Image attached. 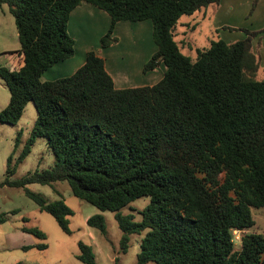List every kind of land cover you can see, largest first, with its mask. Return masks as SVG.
Returning <instances> with one entry per match:
<instances>
[{
	"label": "trees",
	"instance_id": "obj_1",
	"mask_svg": "<svg viewBox=\"0 0 264 264\" xmlns=\"http://www.w3.org/2000/svg\"><path fill=\"white\" fill-rule=\"evenodd\" d=\"M83 2L110 16L101 48L118 41L116 23L149 20L156 50L143 72L163 63L161 79L117 88L104 60L90 51L73 74L42 81L48 68L73 56L67 24ZM219 2L0 0L14 18L21 59L16 69L0 67L10 93L0 123H17L30 101L37 112L23 149L7 159L0 188L24 189L70 234L67 217L73 212L64 200L48 202L27 188L66 182L75 197L114 212L122 252L132 235H142L135 264H264V233L243 232L254 225L251 208H264V78H257L260 56L253 49L264 27L244 29L246 36L231 43L216 35L208 47L196 49L194 59L174 38L182 16ZM37 137L46 139L55 162L11 179ZM142 196L149 202L140 211L141 220L121 213ZM4 221L2 214L0 224ZM87 224L106 232L100 213ZM23 230L45 238L36 227ZM234 230L242 232L239 249ZM78 246V260L96 264L91 247L82 241Z\"/></svg>",
	"mask_w": 264,
	"mask_h": 264
},
{
	"label": "rangeland",
	"instance_id": "obj_2",
	"mask_svg": "<svg viewBox=\"0 0 264 264\" xmlns=\"http://www.w3.org/2000/svg\"><path fill=\"white\" fill-rule=\"evenodd\" d=\"M261 1L257 0L256 5L252 9L254 0H224V3H227L224 5L225 12L221 17H217L218 19H215L212 15V11L216 7L214 5H210L193 15L182 16L179 20L180 24L178 23L175 28L177 33L185 32L186 30V35L183 36L185 39L183 42L185 43L184 46L179 43L181 51L190 58L195 57V48L205 44L204 39L209 36V33H206V25L208 26L209 24L208 16L210 14L212 20L220 22L222 26L236 28L232 32L229 30L227 32L221 28L222 26L216 31L213 30V32H216L219 36L222 35L226 40L229 38L233 42L239 40L242 34L240 31L244 29L250 31L259 30L264 26V16L262 19L260 18V15L264 12V0ZM203 11L206 12L205 18L201 15ZM201 16L200 30L195 31L197 35L189 31L185 27L186 25H182L185 22L192 25L193 18ZM258 18L260 21H258ZM192 37L197 39V43L193 42ZM179 39H182V37L177 35L175 40L179 42ZM19 49L20 43L14 18L9 13L8 6L3 4L0 7V67L18 68L21 62L17 52ZM253 49L260 56V69L257 78L262 79L264 78V34H258L254 37ZM105 58L109 59L108 62L112 64L114 60L112 51L109 54H105ZM160 65L164 68L162 63ZM160 71L157 66L153 72L151 71L153 73L152 77H156ZM9 97V90L0 78V109L7 106ZM36 117L37 112L34 102L30 101L17 123H0V182H3L6 178L5 170L8 157L13 155L16 158L19 155L31 134ZM54 162L55 156L47 146L46 139L37 137L31 146L29 154L17 166L11 179L20 178L35 170L48 169ZM27 188L38 193L48 202L58 199L64 200L73 212L72 215L67 217L71 233L64 232L52 215L41 211L38 205L25 195L24 189L4 185L0 188V215L3 214L5 217V221L0 224V264H84L77 258L80 252L79 241L91 247L95 254L96 264H116V258H118L117 264H135L142 235H132L126 252H122L119 244L122 231L114 218L113 211H100L90 203L75 197L66 182H55L52 186L30 184L27 185ZM148 202L149 197L142 196L121 208L120 211L123 214L131 213L134 216V220L139 221L142 218L140 211ZM97 213L103 216L106 226L105 234L87 224V219ZM251 213L254 225L243 232L264 233V208H251ZM24 227L38 228L44 233L45 238L42 239L24 231ZM241 234L242 232L240 231L234 233L235 249L240 247ZM17 244L25 245L27 248L20 247L15 249L10 247ZM39 244H45L46 248H38ZM147 264L153 263L149 262Z\"/></svg>",
	"mask_w": 264,
	"mask_h": 264
},
{
	"label": "crops",
	"instance_id": "obj_3",
	"mask_svg": "<svg viewBox=\"0 0 264 264\" xmlns=\"http://www.w3.org/2000/svg\"><path fill=\"white\" fill-rule=\"evenodd\" d=\"M226 4L227 3H224V0H220L218 5H214L216 7H214L213 9L212 15L215 19L217 17H221V15L224 14V5ZM201 15L205 18L206 12L203 11ZM202 16L193 18L192 25L186 24L187 22L182 25H186L185 27L189 31H192L195 35H197L195 31L200 30L199 28L201 26L200 23H202ZM263 16L264 12L262 13V15H260V18L262 19ZM208 21L209 24L208 26L206 25V33H209V36L204 39L205 44L195 49H202L208 47L211 39L215 38L217 35V33L213 32V30L216 31L222 26L220 22H215L212 20L211 14L208 16ZM258 21H260L259 18ZM110 22V16L107 12L90 3L83 2L82 4L75 7L70 13L67 24V31L69 35L74 39V54L72 57L63 61H59L50 68H48L42 74L41 80H55L57 78L73 74L85 62L87 53L90 51H94L98 56H100L104 60L105 68L107 72L111 75L114 84L117 88L152 85L158 80H160L164 72V68L160 64L158 65V67L161 71L160 73H158V75H156V77H152V72L156 68L152 72H143L144 65L147 63V61L150 59V57L156 50L152 38L151 22L149 20H143L137 22L120 21L116 23L113 34L117 37L118 41L107 48H101L100 39L107 32L110 26ZM263 27L264 26H262V28ZM240 32L242 33L240 39H242L246 36V34L243 31ZM177 35H180L182 37V39H179V42L176 40L177 43H180L181 46H184L185 43L183 42L185 39L183 36L186 35V30L185 32L177 33L174 29V38ZM220 37L228 43H231L230 41H232L230 40V38L226 40L225 38H223L222 35ZM192 39L194 43H197L196 38L192 37ZM110 51H112L114 59L112 64L108 62L109 59L105 58V54H109ZM10 247L18 249L20 247L24 248L26 246L17 244L15 246Z\"/></svg>",
	"mask_w": 264,
	"mask_h": 264
},
{
	"label": "built area",
	"instance_id": "obj_4",
	"mask_svg": "<svg viewBox=\"0 0 264 264\" xmlns=\"http://www.w3.org/2000/svg\"><path fill=\"white\" fill-rule=\"evenodd\" d=\"M239 232L238 230H234L233 233Z\"/></svg>",
	"mask_w": 264,
	"mask_h": 264
}]
</instances>
